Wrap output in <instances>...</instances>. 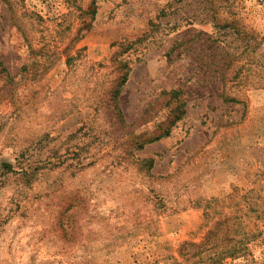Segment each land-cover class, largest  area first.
<instances>
[{
    "label": "rangeland",
    "instance_id": "obj_1",
    "mask_svg": "<svg viewBox=\"0 0 264 264\" xmlns=\"http://www.w3.org/2000/svg\"><path fill=\"white\" fill-rule=\"evenodd\" d=\"M0 264H264V0H0Z\"/></svg>",
    "mask_w": 264,
    "mask_h": 264
},
{
    "label": "trees",
    "instance_id": "obj_2",
    "mask_svg": "<svg viewBox=\"0 0 264 264\" xmlns=\"http://www.w3.org/2000/svg\"><path fill=\"white\" fill-rule=\"evenodd\" d=\"M128 77H129V73H127V72L122 76V78H121L122 80H121V83L119 84L118 89H117L116 91H114V92H115V94H114V99H115V101L117 100V98H118L119 95L121 94V86H123V85L126 84V82L128 81ZM172 96H174V94H173ZM116 108H117V107H116ZM118 113H121V111L118 110ZM178 119H179V117H178L176 120H178ZM176 120H174V121H170V125H173V124L175 123ZM168 129H169V128H168ZM168 134H169V130H167V131L164 133V135H161V136L157 137V139H160L161 137L166 136V135H168ZM142 146H143V145H142ZM142 146H140V148H142ZM3 167L6 168V169H8V168H10L11 166H10L9 164H4ZM195 247H196V246H195ZM197 248H198V247H197ZM200 262H203V261H200Z\"/></svg>",
    "mask_w": 264,
    "mask_h": 264
}]
</instances>
